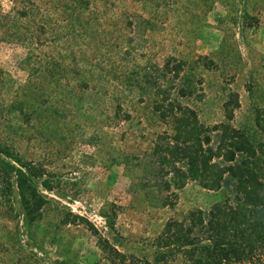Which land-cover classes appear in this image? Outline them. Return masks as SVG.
Wrapping results in <instances>:
<instances>
[{"label":"rangeland","instance_id":"obj_1","mask_svg":"<svg viewBox=\"0 0 264 264\" xmlns=\"http://www.w3.org/2000/svg\"><path fill=\"white\" fill-rule=\"evenodd\" d=\"M220 122L264 143V0H0V264L181 247L168 222L235 200L187 176Z\"/></svg>","mask_w":264,"mask_h":264},{"label":"trees","instance_id":"obj_2","mask_svg":"<svg viewBox=\"0 0 264 264\" xmlns=\"http://www.w3.org/2000/svg\"><path fill=\"white\" fill-rule=\"evenodd\" d=\"M201 126L209 128L204 124ZM213 129L222 132L216 154L221 161L213 162L205 157L201 161L202 166H189L187 176H201L202 184L209 189L235 186V200L227 198L217 202L208 212L201 209L190 212L188 224L172 219L164 229L165 234L159 237V242L161 244L164 239L170 240L182 233L184 244L178 247L180 243L173 241L170 245H160V248H172L161 251L154 263L140 264H168L169 256H173L178 248L182 250L186 264H264V165L250 162V166L247 164L249 160L245 159L239 164H225V161L234 162L238 152L254 153L259 147L264 149V143L255 148L252 141L258 138H255L254 131H240L227 122L217 123ZM235 143L241 148L233 152L231 147ZM226 173L234 177V181H230ZM258 173L263 176L257 177ZM195 218L199 221L195 222ZM102 249L105 253L114 254L110 259L112 264H139L133 258L128 260L114 247L102 245Z\"/></svg>","mask_w":264,"mask_h":264}]
</instances>
